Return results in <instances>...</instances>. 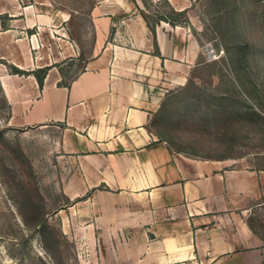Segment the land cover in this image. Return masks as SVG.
Listing matches in <instances>:
<instances>
[{"label":"crops","instance_id":"0c3cea01","mask_svg":"<svg viewBox=\"0 0 264 264\" xmlns=\"http://www.w3.org/2000/svg\"><path fill=\"white\" fill-rule=\"evenodd\" d=\"M147 14L144 0H94L89 56L65 87L63 66L82 54L71 14L48 0H0L10 22L0 61L26 73L0 71L12 125L63 127L57 148L74 165L63 192L87 207L82 232L98 264H264V165L253 153L184 152L154 130L164 99L207 61L191 22L150 24Z\"/></svg>","mask_w":264,"mask_h":264},{"label":"rangeland","instance_id":"374dc122","mask_svg":"<svg viewBox=\"0 0 264 264\" xmlns=\"http://www.w3.org/2000/svg\"><path fill=\"white\" fill-rule=\"evenodd\" d=\"M188 1L186 11L176 12L166 1L144 0L150 24L191 22L203 55L208 51L186 86L164 99L154 130L184 152L253 153L263 166L264 0ZM48 2L71 14L68 28L82 49L78 60L62 68V83H68L89 56L94 0ZM9 24L0 16L2 28ZM0 71L10 74L12 67L0 61ZM62 132L60 125H12L0 87V264H98L101 255L90 252L82 232L87 207L74 206L63 192L74 165L58 151Z\"/></svg>","mask_w":264,"mask_h":264},{"label":"trees","instance_id":"16d2710c","mask_svg":"<svg viewBox=\"0 0 264 264\" xmlns=\"http://www.w3.org/2000/svg\"><path fill=\"white\" fill-rule=\"evenodd\" d=\"M38 72L41 73V76H38V75H37ZM38 72H36V73L34 74V76H35V78H36L38 84L41 85V83H42V79H43V76H44V74L46 73V69L40 70V71H38ZM12 74L25 75L26 73L23 72V71H20V70H18V69H16V68H12ZM61 84H62V86H65V87L68 86V83H61Z\"/></svg>","mask_w":264,"mask_h":264},{"label":"built area","instance_id":"2783aa9c","mask_svg":"<svg viewBox=\"0 0 264 264\" xmlns=\"http://www.w3.org/2000/svg\"><path fill=\"white\" fill-rule=\"evenodd\" d=\"M204 49H206V48L204 47ZM204 55H205V56H208V51H207V49L204 50Z\"/></svg>","mask_w":264,"mask_h":264}]
</instances>
